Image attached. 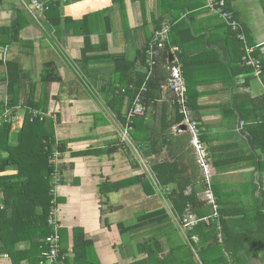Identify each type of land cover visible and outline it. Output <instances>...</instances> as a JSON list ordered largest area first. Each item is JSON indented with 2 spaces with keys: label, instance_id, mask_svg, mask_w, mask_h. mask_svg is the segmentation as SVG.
I'll list each match as a JSON object with an SVG mask.
<instances>
[{
  "label": "crops",
  "instance_id": "obj_1",
  "mask_svg": "<svg viewBox=\"0 0 264 264\" xmlns=\"http://www.w3.org/2000/svg\"><path fill=\"white\" fill-rule=\"evenodd\" d=\"M40 1L58 3V12H52L50 19L57 28L49 22L46 13L33 17L24 6L28 0H2L0 27L7 26L15 18V9L25 13L29 24L19 34L20 40L26 44L0 48V60L2 62L5 55L7 61L19 63L22 98L28 96L34 103L44 102L48 113L59 116L54 130L56 141L66 145L62 165L65 178L57 189V198L64 202L57 207L55 218L60 228L67 230L69 247V252L62 256L59 264L73 258L70 249L74 228H82L85 238L93 242L100 264H132L139 259L132 251L135 245L131 241L136 236L123 241L124 245H129L127 255L125 251H114L112 244L104 243L106 237L116 234L117 241L112 239V242L120 244L122 236L117 225L125 221H117V217L131 214V218H135L137 213L162 209L172 215V205L167 198L172 186L165 194L159 193L166 189L155 192L152 188L154 192L148 193L140 184L129 186L109 194L103 207L99 196L101 185L142 174L131 159L133 153L130 157L127 154L132 149L124 151L126 145L120 141L126 100L121 104L116 97L120 96L118 91L126 88L122 84L124 81H132L131 86L141 74L145 78L147 50L155 33L164 27H168L164 47L171 45L169 51L179 62L187 94L189 91L191 95L198 94L194 105L199 108H189L186 94L187 108L190 119L197 122L200 129L199 140L207 159H210L213 182L227 186L226 202L230 207L235 203H250L251 190L247 186L250 180L253 184L259 182L260 191L255 196L264 198V172L256 174L254 168L246 165L245 159H225L229 154L221 151L231 144L239 145L241 151H255V147L252 145V149L240 133L239 122L241 132L250 138L251 144L253 133L257 136V143H264V136L261 137L254 129L255 126H263L264 130V76L256 78L253 70L250 74L238 72L239 55L241 53L242 59L246 54L245 48L250 49V56L260 62L263 72L264 11L261 3L264 5V0H229L233 18L246 36L245 44L235 38L218 16L204 9L203 0ZM64 18L68 19L66 23L61 22ZM73 22H81V26L77 27ZM83 51L88 61L79 64ZM254 51L257 57L253 56ZM162 59L163 54L158 58V76L163 78L158 82L159 89L154 92L156 100L148 105L144 102V116L134 120L142 118L145 123L137 129L132 126L130 140L134 146L131 144L130 147L145 159L144 177L147 182L152 180L156 183L160 179L183 185L188 183V187L198 188L202 174L190 144L191 136L187 132H174L183 117L173 96L164 88L170 57L167 63ZM46 63H52L59 81L44 87L41 78ZM240 63L248 67L242 61ZM2 68L0 66V115L8 98ZM117 111L123 119L117 116ZM178 115L181 122L176 124ZM18 121L11 124V131L17 132L21 128V117ZM139 141H145L144 153L139 148ZM90 151L101 153L84 156ZM213 158L218 159L215 162L219 168L213 166ZM159 165H167L171 169L161 173L156 169L154 172V167ZM77 179L79 183L74 186ZM243 185L245 187L241 188ZM189 191L190 188L185 194ZM160 196L164 198L162 202ZM142 204L145 208L140 211ZM103 208L106 214L109 213L106 216L110 224L107 231L99 220ZM172 225L179 230L173 219ZM161 243L164 249L168 248L167 237L163 236ZM26 246L27 243H22L17 249L23 250ZM255 262L264 264V247L257 251V256L250 258L249 264ZM0 264H11L10 258L0 255Z\"/></svg>",
  "mask_w": 264,
  "mask_h": 264
},
{
  "label": "trees",
  "instance_id": "obj_2",
  "mask_svg": "<svg viewBox=\"0 0 264 264\" xmlns=\"http://www.w3.org/2000/svg\"><path fill=\"white\" fill-rule=\"evenodd\" d=\"M37 1L41 2L40 0ZM224 1L226 4L225 9L233 13L229 8V0ZM41 3L47 8L44 14L46 13V17L52 24L50 20L51 13L58 12V3ZM1 4L2 0H0ZM261 4L264 11V5L263 3ZM14 14L15 18L7 26L0 27V48L26 44L20 40L19 34L29 24V20L26 18L25 13L19 9H15ZM57 19L60 22L59 16H57ZM67 21V18L61 20L62 23ZM72 24L77 27L81 26V22H73ZM52 26L57 28L56 24H52ZM85 46H88V42ZM170 47L171 45L168 44L166 48L163 47L158 52L157 58L163 54L162 60L164 63H167L168 56L174 57L173 53L169 51ZM82 53L79 64L88 61L86 53L84 51ZM241 56L240 53L238 59L240 69L238 72L250 74L253 68L242 66L240 63L242 61ZM253 56L257 57L255 51ZM5 57L4 55L2 62L0 60V66H3L2 80L6 83L8 98L4 102L5 107L0 116L5 111L11 110L13 115L23 117V124L17 132L11 131L12 122L10 120L3 123L0 127V255L8 256L11 264H39L43 253L47 250L44 239L53 232V229L48 225L51 208L55 206L52 204L53 197L50 195L52 167L49 164V159L54 152L63 154L60 170L62 175L61 184H63L65 176L62 165L64 164L66 145L64 142H57L55 139L54 128L59 122V116L56 113H48L44 102L34 103L28 96L21 97L22 79L19 63L14 60L7 61ZM158 62L159 60L157 59L153 76L146 84L147 92L143 95V102L146 105L156 100L154 92L159 89V83L161 82L159 80L163 78L158 76ZM262 73L264 74V66ZM137 80L132 83L134 90L126 89L132 82L128 79L122 83L125 85L126 91L123 94L120 91L117 92L120 95L116 97L119 103L122 104L126 100V112L130 109L132 99L144 81V74H141ZM58 81L59 78L54 73L52 63L44 64L41 84L45 87ZM197 97V93L191 95L189 91V94H187L188 105L192 110L199 108L194 105ZM251 103H254V101H251ZM34 110L45 115L43 121L31 122L29 120L30 114ZM116 114L120 119H123L118 111ZM232 117L235 118L234 113H232ZM123 122H125V115ZM179 122H181V117L178 115L175 123L179 124ZM144 123L141 118L134 121L132 126L137 129ZM255 127L253 128L258 130L259 135L261 137L264 136L263 126ZM251 137L255 151H241L237 144L228 145L221 151L229 154L225 159H245L248 165L254 168L256 174H263L264 143H261V145L257 143V136L254 133L251 134ZM144 143L145 141H139V148L143 153ZM123 149L124 151L130 150L127 147H123ZM257 151H259L258 154L256 153ZM95 152L90 151L85 153L84 156ZM131 152L130 150L127 153L129 157ZM96 153H101V151ZM77 154L81 155V153ZM75 156L81 157L82 155L75 154ZM222 158H219V160H224ZM132 160L142 174L116 183L108 182L101 185L99 187L101 207L107 204L109 194L117 193L136 184H140L148 193L154 192H152L153 189L150 185L147 186V181L144 177V173H146L145 159H141L144 165L140 162V159ZM216 160L218 159L213 158L212 164L215 168H219L216 165ZM156 169L161 173V171L171 169V167L159 165L157 168L154 167V172ZM201 180L197 183L198 188L188 187V183L183 185L182 183L162 181L160 179L155 183V191L157 192L159 191L158 187L164 190L172 186L167 198L171 202L172 215L176 218L178 228L181 225L180 220L186 214H193L199 220L191 230L185 231L186 241L174 243V237L180 234L178 229L172 225V215H169L163 209L154 212L137 213L135 222L131 225H125L124 223L117 225L121 236L150 229L147 238L141 243H137L133 247L134 249L132 248V251H135L137 256H143V258L132 264H249L250 258L257 256V251L264 247V198L255 196L256 185L250 180L253 184L250 185L251 183H249L251 186L249 188L251 190V203L248 205L235 203L236 205L232 204L233 207H230L226 202V199H228L226 195L227 186L218 185L214 181L213 193L217 199L218 209L217 218L210 219L212 215L211 207L202 204L198 197L201 193L203 178ZM78 183V179L74 180L73 185L77 186ZM188 188H190L191 192L185 194ZM63 202L62 199L55 198L57 207ZM101 211L103 215L107 212L105 210ZM204 218L209 219L207 222L201 221ZM104 222L105 227L109 228L108 220L105 219ZM58 232L60 235V255L63 256L69 252L68 234L67 230L62 228H59ZM163 236L167 237V249H164L161 243ZM178 239L181 240V236ZM22 243H27L26 248L18 250L17 246ZM70 250L73 258L65 259V264H100L94 244L91 240L85 238L82 228H74L72 230V248Z\"/></svg>",
  "mask_w": 264,
  "mask_h": 264
},
{
  "label": "built area",
  "instance_id": "obj_3",
  "mask_svg": "<svg viewBox=\"0 0 264 264\" xmlns=\"http://www.w3.org/2000/svg\"><path fill=\"white\" fill-rule=\"evenodd\" d=\"M204 9L213 15L218 16L235 34V38L238 41H241L245 44V36L243 34L242 28L240 24L233 18L232 13L225 9V1L224 0H203ZM26 9L30 12V14L35 17L36 15L43 14L47 8L43 6V4L37 0H28L27 4H24ZM168 27H164L162 30L155 33L152 43L150 44L149 49L147 50L148 59L145 64L144 73L145 78L138 89L137 94L134 96L133 101L131 103L130 109L126 112L125 115V124L123 126L120 141L122 143L128 142L131 145L130 140V131L132 130L133 121L138 118L144 116L146 112V106L142 100V96L147 92V81L152 77L153 69L156 66V60L158 59L159 50L163 49L164 41L167 38ZM246 56L242 57V62L248 66L253 68V72L256 78H261L263 75L262 67L260 62L250 56V49L245 48ZM252 53V52H251ZM168 71V77L164 84V88L171 93L173 96V101L179 109V113L183 117V121L174 128V132L177 133V130H181L182 132H187L191 136L190 144L194 149L195 155L197 157L196 162L201 170L203 183V195L206 197L207 203L205 205L211 207L212 215L210 219L217 218V199L214 196L212 190V183L210 184V178L212 176V171L210 170L209 164L210 159H207V153L203 147V144L199 140L200 129L198 128L197 122L190 119L189 111L187 108V100L186 94L187 89L182 76L181 67L179 65L176 57H173V60L169 61L166 67ZM129 90H134V86H128ZM126 91L125 88L120 90V93H124ZM45 115L37 110H34L30 114V121H43V117ZM17 116L12 114V111H5L2 116H0V127L3 123H6L10 120L11 124H16L18 121ZM23 122V118L21 117ZM19 122V121H18ZM63 154L60 152H54L50 155L49 164L52 167V187L50 191V195L53 197L52 204L55 206L51 208L48 225L53 229V232L45 237L44 244L47 247V250L42 255V260L39 264H59L61 262L62 256L60 255V235L59 228L60 224L55 218L56 214V203L55 198L57 197V189L61 185L62 175H61V162H62ZM140 162L144 165V162L140 159ZM213 178V176H212ZM158 190H161L158 187ZM166 191H169L166 188ZM187 192V194H189ZM209 218H204L201 221H208ZM199 220L193 214H186L181 220L180 224L183 228L187 230H191L194 225H196Z\"/></svg>",
  "mask_w": 264,
  "mask_h": 264
},
{
  "label": "rangeland",
  "instance_id": "obj_4",
  "mask_svg": "<svg viewBox=\"0 0 264 264\" xmlns=\"http://www.w3.org/2000/svg\"><path fill=\"white\" fill-rule=\"evenodd\" d=\"M176 133V132H175ZM177 133L178 134H181V133H183L181 130H177ZM124 144L126 145L125 147H127V148H129L130 149V144L128 143V142H124ZM131 144L133 145V143L131 142ZM134 146V145H133ZM131 149H132V153H133V155H134V157H132L133 159H141L142 157L140 156V154L139 153H136L135 151H134V149L131 147ZM247 166H249L248 165V163L246 164ZM244 176H246L247 177V175H244ZM213 182V178H212V176H211V178H210V184ZM251 183V182H250ZM148 185H150L153 189H154V191H155V182H153L152 180H150V181H148L147 182V186ZM250 185H253L252 183L250 184ZM250 185H247V186H250ZM255 185H256V194H258L259 193V191H260V187H259V182H257V181H255ZM61 186V185H60ZM204 187H205V184H204V186H203V189H204ZM243 187H245V185H243V186H241V188H243ZM59 188V187H58ZM200 188H201V186H200ZM249 188H251V186L249 187ZM203 189H201V193L198 195V197H199V199H200V201H201V203L202 204H204L205 205V203H207V199H206V197L204 198V195H203ZM148 192V191H147ZM156 192V191H155ZM165 193H167V191H164V192H160L159 194H165ZM161 197V196H160ZM163 197H161V198H159V200L162 202L163 201V199H162ZM249 201H250V203L252 202L251 201V199H249ZM143 208H145V205L144 204H142V205H140V211H142L143 210ZM108 209V208H107ZM210 209V208H209ZM101 210H106V209H101ZM100 210V216H99V220H100V223H101V226L107 231V227H105V222H104V220L107 218L106 216H109V213L108 214H102V211ZM139 211V212H140ZM211 212V211H210ZM131 218V214H128V215H126V216H124V215H121V216H119V218L117 217V221H121V220H124L125 222V225H131L132 223H134L135 222V218L134 217H132L131 219H127V218H129V217ZM173 217V216H172ZM120 219V220H119ZM173 220H174V224H176L177 223V221H176V218H174L173 217ZM177 225V224H176ZM179 230H178V233L180 234V235H178L177 237H174L175 238V241H174V243H177V242H181V241H186L185 240V231L187 230V229H185V228H183L182 227V225H179ZM150 231V229H144V230H141V231H136V232H131V233H129V234H127V235H125V236H122L121 237V242H120V244H118L117 242H115L116 244H113L114 242H112V239H115L116 241H117V239H116V234L114 235V237L111 235L110 236V238H108V237H106L105 239H104V243L105 244H107V245H109V246H111V244H112V247L114 248V251H116V252H118V251H122V252H126L125 254L127 255L128 253H129V251H128V247H129V245L128 244H126V245H124L123 244V241H127L128 240V238H130V237H132V236H136V238L135 239H132V241H131V243H132V245L134 244V245H136L137 243H141L145 238H147V234H148V232ZM121 236V235H120ZM181 236V240H179L178 239V237H180ZM183 239V240H182ZM195 241H197V239H195ZM179 242V243H180ZM128 243V242H127ZM101 247V246H100ZM196 258H197V256H195ZM141 258H143V256H139V259H141ZM255 264H259V263H257V262H255Z\"/></svg>",
  "mask_w": 264,
  "mask_h": 264
},
{
  "label": "water",
  "instance_id": "obj_5",
  "mask_svg": "<svg viewBox=\"0 0 264 264\" xmlns=\"http://www.w3.org/2000/svg\"><path fill=\"white\" fill-rule=\"evenodd\" d=\"M172 60V57H170V61ZM238 129L240 130V133L246 138V140L248 141L249 145L252 146L251 142H250V138L248 136H246L243 132H241V125L240 122L238 123ZM253 149V146H252Z\"/></svg>",
  "mask_w": 264,
  "mask_h": 264
},
{
  "label": "bare ground",
  "instance_id": "obj_6",
  "mask_svg": "<svg viewBox=\"0 0 264 264\" xmlns=\"http://www.w3.org/2000/svg\"><path fill=\"white\" fill-rule=\"evenodd\" d=\"M173 59V58H172Z\"/></svg>",
  "mask_w": 264,
  "mask_h": 264
}]
</instances>
